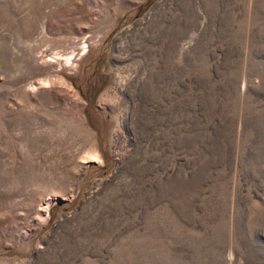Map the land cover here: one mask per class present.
Returning <instances> with one entry per match:
<instances>
[{
  "label": "rangeland",
  "instance_id": "rangeland-1",
  "mask_svg": "<svg viewBox=\"0 0 264 264\" xmlns=\"http://www.w3.org/2000/svg\"><path fill=\"white\" fill-rule=\"evenodd\" d=\"M0 264H264V0H0Z\"/></svg>",
  "mask_w": 264,
  "mask_h": 264
}]
</instances>
